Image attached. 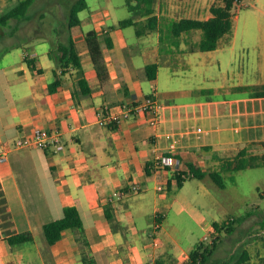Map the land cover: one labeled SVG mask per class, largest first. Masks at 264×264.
I'll list each match as a JSON object with an SVG mask.
<instances>
[{"label":"crops","instance_id":"crops-1","mask_svg":"<svg viewBox=\"0 0 264 264\" xmlns=\"http://www.w3.org/2000/svg\"><path fill=\"white\" fill-rule=\"evenodd\" d=\"M18 1L0 0V16ZM216 3L219 1L158 0L154 5V30L149 17L143 15L135 16V23L125 27L119 26V20L111 26L86 30V20L92 23L103 18L98 14L82 19L80 14L90 8L88 4L79 14L82 27L70 31L68 23L61 26L51 43L54 51L60 42L74 38L89 83L83 86L77 70L61 68L50 57L52 50L46 40L52 39L48 38L46 21L36 28L31 23L34 36L26 34L24 20L0 23V133L13 140L38 126L59 132L64 143L59 153L14 149L7 163L0 166V264H15L6 239L26 231L34 235L41 264H84L74 229L64 230L53 245L44 233L45 224L61 219L71 206L80 211L95 264H185L189 248L214 234L215 222L211 225L206 221L201 225L205 234L198 242L187 249L173 248L170 215L186 182L197 179H187L180 188L177 175L185 177L184 173H190L188 165L194 163L210 177L211 172L220 170L226 154L235 158L242 150L247 157L264 156V101L253 100L250 91L244 89L264 87V80L260 77L258 81L234 84V94L242 95L226 99L221 106L216 99L195 97L193 92L203 88L200 84L189 87L184 77L187 59L202 52L197 49L202 34L197 32L200 30L191 31L178 42L169 40L168 26L175 20H207ZM11 24L12 30L6 31ZM93 30L100 37L105 61L101 76L83 38V33ZM237 33L234 26L231 41H225L231 51L238 47ZM255 47L263 60L264 48L258 42ZM241 49H249V45ZM15 51L18 58L21 55L17 61ZM30 55L38 57L35 68L26 61ZM154 64L158 65L157 78L151 80L147 66ZM57 80L61 84L52 92L50 86ZM149 95L163 104L157 125H151L144 115L114 125L99 124L101 115ZM184 97L195 100L187 103ZM228 121L234 124V134L230 132L232 127L223 126ZM164 155L172 156L175 164L158 165ZM207 165L212 167L207 170ZM181 208L186 210L183 205Z\"/></svg>","mask_w":264,"mask_h":264},{"label":"rangeland","instance_id":"rangeland-1","mask_svg":"<svg viewBox=\"0 0 264 264\" xmlns=\"http://www.w3.org/2000/svg\"><path fill=\"white\" fill-rule=\"evenodd\" d=\"M75 1L35 0L31 9L32 14L23 21L27 26L24 29L26 34L34 36V27L36 28L41 21H46L49 28L46 30L48 38L52 39V41L47 39L46 42L51 50L54 49L51 43L58 37L56 31L60 30L61 26L67 25V15ZM217 1L223 3L224 0ZM87 2L90 8L82 12L80 17L85 19L100 14L103 18L92 23L86 20L84 26L86 30L111 26L131 16L126 0H87ZM106 12L110 13L109 17L105 16ZM42 14L45 16L41 17ZM16 21L11 20V23ZM101 21H104L105 25H100ZM31 23L35 26H30ZM235 26L239 39L235 51H231L230 46L225 45L226 38L222 39L217 50L200 52L197 57L187 59L188 68H185L187 76L184 80L187 85L198 87L200 84L203 88V93L196 94L195 97L200 95L202 98L216 99L219 106L225 105L226 99H234V96L242 95L234 94V84L258 81L260 77L264 80V59L260 60L258 47H255L258 42L264 48V0H244L242 6L236 10ZM11 28L12 24L6 31L10 32ZM168 28L170 30L171 26L169 25ZM197 32L202 34L201 31ZM247 45L250 50L241 49V46L247 47ZM14 54L16 61L21 58V55L18 58L17 51ZM221 87L225 89L221 90ZM214 90H216L215 94ZM183 100L188 103L194 102L195 99L184 97ZM225 125L232 127L230 132L234 134V124L228 121L223 126ZM202 127L205 129V126ZM227 156V154L224 156L225 160L234 158ZM223 163L224 160L219 164L220 169ZM211 167L207 165L206 169ZM222 175L226 184L225 189L214 184L209 176L205 181L192 179L186 182L179 203L170 215L169 226L173 235L171 240L173 248L176 251L181 248L187 249L198 242L205 234L201 225L206 221L211 225L214 222H221L220 224L224 225L227 221L233 220L236 230L233 233L225 229L217 232V247L207 264L225 261L235 264L245 253L250 257L249 263L261 264L264 262L262 261L264 259V166L238 172H222ZM182 205L186 207L185 211L181 208ZM214 238H216L214 235H209L208 239H204L205 244H213ZM193 249L191 247L189 251Z\"/></svg>","mask_w":264,"mask_h":264},{"label":"trees","instance_id":"trees-1","mask_svg":"<svg viewBox=\"0 0 264 264\" xmlns=\"http://www.w3.org/2000/svg\"><path fill=\"white\" fill-rule=\"evenodd\" d=\"M158 0H127V5L130 11H132V16L120 21L119 26L125 27L135 23V16L143 15L149 17V22L151 23V29H155L156 18L154 14V5ZM244 0H224L223 3L214 4L211 9V17L207 20L191 19V18H181L175 20L171 26L169 40H175L178 42L180 37L184 33H189L191 31H202V38L197 46V49L202 52H209L216 50L220 41L226 38L227 41H231L234 32V20L236 16V10H238ZM35 4V0H19L15 6H13L8 12L0 16V23H7L10 20H25L30 17L31 9ZM88 8L87 0H76L70 11L68 17V28L71 30L81 28L82 21L79 17L81 11ZM41 17H44L42 14ZM83 38L86 41L92 61L94 63L96 72L99 76L103 70H105V61L101 47V40L98 33L93 30L88 33H83ZM107 45L111 46L112 43L109 38H106ZM75 40L70 36L67 42H60L56 50L50 51V57L57 62L59 67H72L78 71L80 78L79 84L81 86L89 85L88 81L85 79V74L82 69L81 58L75 48ZM194 50V48H193ZM28 65L31 68H35L38 63V57L30 55L26 58ZM158 65L147 66L148 77L151 80H156L157 78ZM39 73L42 70H38ZM61 84L60 80L55 81L51 84L50 89L53 92ZM244 89L250 91V97L253 100L264 101V87L261 86H248ZM88 90L86 93H89ZM194 95L203 93V90H196L193 92ZM226 111V110H222ZM231 111V110H230ZM246 151L242 150L235 158L225 160L222 164V169L215 170L210 173V177L213 182L222 189L226 188L224 181V176L222 172H238L246 170L248 168H258L264 166V156H249L247 157ZM190 173H184L177 175L178 186L181 188L182 183L189 178L204 179L206 173L202 171L196 164H189ZM110 219H112L109 216ZM214 228L216 232H221L225 229L229 233H233L236 230L234 226V221L229 220L226 224L222 225L218 222L214 223ZM66 229H74L77 234V242L80 244L81 256L84 264H95V260L92 258L89 248V242L85 235V230L83 226L82 217L80 211L77 207L71 206L67 207L64 212V216L61 219L54 220L45 224L44 233L49 244L53 245L62 238V233ZM215 237V236H214ZM217 238V237H216ZM213 240V244L206 245L204 240L198 243L189 255V259L185 264H207L209 262V257L211 256L214 249L217 247L218 238ZM7 243L10 247L11 252L15 257V264H41L40 256L35 247L34 235L30 231L18 233L9 236ZM249 255L245 253L242 255L235 264L241 262L249 263ZM264 261V259H262ZM230 261H225L217 264H231Z\"/></svg>","mask_w":264,"mask_h":264},{"label":"built area","instance_id":"built-area-1","mask_svg":"<svg viewBox=\"0 0 264 264\" xmlns=\"http://www.w3.org/2000/svg\"><path fill=\"white\" fill-rule=\"evenodd\" d=\"M163 110L162 102L154 95L146 96L142 101L135 103H124L118 106V111L109 113L108 115H101L99 124L101 126L114 125L124 119L134 118L135 116L144 115L148 118L151 125L155 126L160 120ZM171 138V136H169ZM177 140L174 141V145ZM37 148L43 150H52L59 153L64 149L62 136L59 132L47 131L41 127H34L29 134L20 136L13 140L5 139L0 133V166L6 164L9 153L14 149H30ZM175 159L170 155H164L160 158L158 165L173 166ZM115 197H120V194L115 193ZM159 218V217H158ZM160 222L156 221V227H159ZM216 232V231H215ZM214 236L217 237V233ZM205 239H208L206 237ZM9 264V263H3ZM239 264H248L241 262ZM264 264V263H263Z\"/></svg>","mask_w":264,"mask_h":264}]
</instances>
